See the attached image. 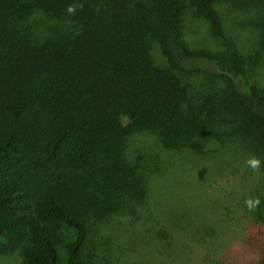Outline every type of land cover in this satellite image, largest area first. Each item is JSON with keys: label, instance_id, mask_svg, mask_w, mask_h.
I'll list each match as a JSON object with an SVG mask.
<instances>
[{"label": "trees", "instance_id": "16d2710c", "mask_svg": "<svg viewBox=\"0 0 264 264\" xmlns=\"http://www.w3.org/2000/svg\"><path fill=\"white\" fill-rule=\"evenodd\" d=\"M218 1L193 3L221 37ZM66 2L0 0V255L18 252L25 264H90L95 226L145 204L144 174L126 154L130 131L201 152L233 114L264 147L263 90L228 75L195 100L175 75L216 76L210 64L224 60L187 42L182 0L84 1L76 31ZM150 34L167 69L154 64ZM254 197L260 213L264 195Z\"/></svg>", "mask_w": 264, "mask_h": 264}, {"label": "rangeland", "instance_id": "374dc122", "mask_svg": "<svg viewBox=\"0 0 264 264\" xmlns=\"http://www.w3.org/2000/svg\"><path fill=\"white\" fill-rule=\"evenodd\" d=\"M84 1L88 0L66 2L67 8H76L70 30H78L82 23L78 12L87 4ZM182 1L187 42L224 58L210 64L216 76L175 72L188 95L197 100L218 93L228 75L244 88L256 86L264 91V0L216 2L221 37L196 13L193 0ZM148 42L154 64L167 69L157 38L150 34ZM222 117L226 121L217 116L215 126L220 136L210 138L201 152L189 146L167 147L156 130L129 132L126 154L144 174L146 201L95 226L89 240L90 264H260L264 210L249 212L244 200L264 195V147L240 117ZM251 156L261 160L259 172L247 166ZM0 264L25 263L15 252L0 255Z\"/></svg>", "mask_w": 264, "mask_h": 264}, {"label": "clouds", "instance_id": "9594fccd", "mask_svg": "<svg viewBox=\"0 0 264 264\" xmlns=\"http://www.w3.org/2000/svg\"><path fill=\"white\" fill-rule=\"evenodd\" d=\"M76 8L73 5H69L67 12L70 14L75 13ZM248 167H250L254 172H259L261 168V160L256 156H251L246 161ZM261 205V200L258 197H247L244 200V206L249 212H255Z\"/></svg>", "mask_w": 264, "mask_h": 264}]
</instances>
